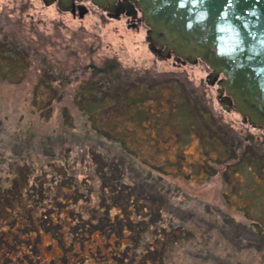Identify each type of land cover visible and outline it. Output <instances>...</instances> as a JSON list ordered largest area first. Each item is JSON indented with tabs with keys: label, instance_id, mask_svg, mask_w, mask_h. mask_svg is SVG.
Here are the masks:
<instances>
[{
	"label": "rangeland",
	"instance_id": "374dc122",
	"mask_svg": "<svg viewBox=\"0 0 264 264\" xmlns=\"http://www.w3.org/2000/svg\"><path fill=\"white\" fill-rule=\"evenodd\" d=\"M81 5L86 10L73 13L56 0H0V36L17 34L27 43L21 51L28 43L38 49L28 71L23 63L0 77V186L16 190V178L19 187L0 201V264H146L141 248L125 253L128 237L145 229L149 243L156 227L157 233L178 230L166 242L165 264H264V129L222 103V85L210 81L204 61L159 57L144 21L112 15L90 0ZM43 52L58 65L80 66L78 72L110 57L154 74L163 110L154 100L144 125H129L142 159L123 157L120 144L90 136L91 122L85 119L84 127L74 107L77 126H64L60 107L69 93L59 102L56 96L50 118L41 116L33 91ZM176 94L189 102L179 116L191 122L173 113ZM117 113L127 115L123 108ZM125 129L119 126L120 133ZM116 155L119 173L112 177ZM104 171L105 183L123 191L103 190Z\"/></svg>",
	"mask_w": 264,
	"mask_h": 264
},
{
	"label": "trees",
	"instance_id": "16d2710c",
	"mask_svg": "<svg viewBox=\"0 0 264 264\" xmlns=\"http://www.w3.org/2000/svg\"><path fill=\"white\" fill-rule=\"evenodd\" d=\"M24 43H26L24 39L21 40V37L17 36V34H3V36H0V77L12 76L16 68L23 65V63H25L27 66L25 70H29L28 67L29 63L32 62L31 60L33 59V53L35 56H38V49L31 44L29 45L28 43L25 51H21ZM32 49L33 52L30 51ZM42 54L43 60L41 61L40 67L38 68L41 79L36 84L33 91V102L37 109H39L41 116L44 118H50L55 109L56 96V99L58 100L57 102H59L64 92L69 93L72 95V99L61 103L62 105L60 107V112L63 113L62 118L67 119V122L65 121L63 123L64 126L67 125L68 122L73 128L77 126V123L74 122V118L77 115H73L70 111L71 109H69V107H74L76 109V114L80 113L84 119V127L85 119L91 122V128L94 129V132L91 133L90 136L106 138L111 143L120 144L119 152L123 154V157L138 155V157L142 159L143 156L140 154L138 149L131 144L132 141L135 140V135L132 133L131 125L136 122L140 126L144 125V122L148 120V117L152 113V101L154 100L158 102L159 111L161 112L163 110V87H154V85H156V83L154 85L152 83L154 74L149 70L141 72L137 69L126 68L122 66L117 59L110 57L104 58L100 65H85L84 69L78 72L80 70V66H61V64L58 65V62L48 58L46 53L43 52ZM55 77L60 78V80H70L73 78L72 80L74 82L66 81L54 83ZM158 87H160V89ZM149 94L151 97L153 96L151 101H149L147 97ZM183 97L185 96L178 94L177 100L179 103L176 100L178 106L175 110L173 109V113L177 114L178 118L183 119L186 122H191V120H193L191 117L187 115L186 117L185 115L179 116L180 110H185L189 103L187 101L184 102ZM186 97L188 100L191 99L188 94H186ZM70 104L71 106H69ZM171 104L172 106L176 105V103ZM193 105V108H195L197 111H200L196 103ZM121 108H123L127 114L124 117L119 116V113H117V111ZM111 110L114 112L112 111L110 116H104V113L107 111L110 113ZM160 112L157 114L153 112L155 116L154 119L160 117ZM200 113L202 116H205L202 111H200ZM121 125H124L127 128L123 133H120L119 131V126ZM63 130L68 129L63 128L62 126L61 131ZM30 134L33 135L32 133ZM53 134H55L53 131L51 134H43V139H51ZM153 139L157 141L159 140L158 137L156 139L155 136ZM114 157L115 158H112L113 161L111 163L112 169L114 168V171L111 174L112 177L115 176L116 172L119 173V167L118 164H116L119 157L117 155ZM100 178L103 179L104 182L102 186L103 190L109 189L112 194L120 191V189L123 191V189L120 187V184L119 186H110L105 183L107 179H110L107 177L105 171ZM13 182L16 183V190L12 188L2 189L0 186V201H7V199L10 197V194L14 195V193L19 190V187H17V179L15 178V181ZM68 185L69 189L73 187L72 184L68 183ZM109 186L110 188H108ZM113 197L115 198L116 195ZM133 198L134 195L130 193V197L128 199L132 200ZM150 209V215L156 213V211H153L152 207H150ZM162 231L163 233H157L158 231L156 227V229L151 232V240L149 239L148 243L146 242V233L148 232H146L145 229L139 230L135 237H128L130 239V242L128 243L129 248L125 251V253L128 255L131 253L136 255L137 249L141 248V253L144 254L143 261H145L146 264H151L150 261H153L154 264L159 261V264H165L166 242L169 240L168 238L172 240L173 236L176 237L178 230L170 228L167 229L164 227ZM133 240L135 241V245L133 244ZM156 258L160 259L157 260Z\"/></svg>",
	"mask_w": 264,
	"mask_h": 264
},
{
	"label": "water",
	"instance_id": "95a60500",
	"mask_svg": "<svg viewBox=\"0 0 264 264\" xmlns=\"http://www.w3.org/2000/svg\"><path fill=\"white\" fill-rule=\"evenodd\" d=\"M56 1L62 10L76 5ZM90 1L110 11L116 0ZM137 5L155 54L202 60L214 76L223 74L219 83L228 98L222 103L264 129V0H139ZM79 9L83 13L86 6Z\"/></svg>",
	"mask_w": 264,
	"mask_h": 264
},
{
	"label": "flooded vegetation",
	"instance_id": "af4514ba",
	"mask_svg": "<svg viewBox=\"0 0 264 264\" xmlns=\"http://www.w3.org/2000/svg\"><path fill=\"white\" fill-rule=\"evenodd\" d=\"M138 1L139 0H116L115 7L112 10H110L109 13L115 16H120L121 14H125L129 18H131V15H132L134 16V18H132L134 21L141 22L143 20L141 19V16L137 12L140 10L137 5ZM75 2H76V5L74 9H72L73 13H76V11L79 9V6L83 4V0H75ZM179 60L183 61L182 58H179ZM209 78H210V81H212V83L215 79L217 80V82H219L223 79V75L219 73L216 76H214L211 70ZM221 88L223 89V92L220 95V100L222 102H227L228 95H226L224 87L222 86Z\"/></svg>",
	"mask_w": 264,
	"mask_h": 264
}]
</instances>
